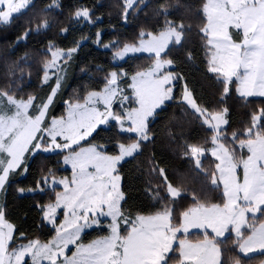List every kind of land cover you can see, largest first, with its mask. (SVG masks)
I'll list each match as a JSON object with an SVG mask.
<instances>
[{
  "label": "snow or ice",
  "instance_id": "obj_1",
  "mask_svg": "<svg viewBox=\"0 0 264 264\" xmlns=\"http://www.w3.org/2000/svg\"><path fill=\"white\" fill-rule=\"evenodd\" d=\"M30 2L0 0V24L11 23L14 14L21 13ZM124 2L123 15L127 19L128 10H136L133 8L136 0ZM53 5L59 7L57 0H53ZM160 8L163 25L158 32L142 33L139 44L104 45L115 48L114 59L123 60L129 53L141 52L152 56L149 68L131 76L130 87L137 107L126 108L123 113L113 110L114 103L123 108L130 97L120 87L121 74L111 71L105 77L102 90L88 92L82 102H69L66 116L45 122L61 87L59 73L65 71L63 64L78 51V46L65 50L49 45L51 58L44 63L43 82L48 83L53 75L56 78L46 98L37 99L32 95L18 98L14 91L0 89V192L5 190L11 174L27 173V157L37 152L67 150L63 163L72 168L70 179L57 180L50 170L37 185L41 192L45 191L41 184L54 192V201L41 206L43 219L55 231L51 240L34 239L17 246L15 225L6 218L0 205V264H26V258H29L28 264H173L174 260L175 264H222L220 242L210 239L206 230L210 228L216 238L223 237L229 225L235 231L241 253H264V108L253 113L243 139L233 133L231 142H238L239 148H246L248 153L247 158L238 157L237 150L228 147L229 141L225 139L224 126L229 123L227 107L215 112L202 107L185 85L183 100L212 132L211 148L187 145L185 156L197 175H202L215 188L222 186L226 202L207 204L190 189L182 193L169 181L165 169L157 168L155 171L161 176L167 193L166 196L155 193L153 198L160 202L158 210L129 220L121 209L124 194L120 190L118 165L139 152L143 142L150 138L149 117L173 99V81L178 77L169 70L174 64L169 58V48L180 45L190 27L170 20L166 5L161 4ZM202 13L205 19L199 31L207 47L208 71L220 79L222 99L229 94L234 81L239 96L264 97V0H206ZM74 16L92 22L87 8L77 9ZM41 27H48L47 20L36 28L37 33ZM31 31L26 29L22 38L26 39ZM101 104L102 109L98 107ZM109 120L116 121L121 131L135 133L136 141L119 144L118 154H108L103 145L92 141L88 146L81 144ZM209 152L217 161L211 172L202 163ZM238 169H242V175ZM55 185H62L63 190L56 191ZM18 191L33 189L19 188ZM189 194L192 206L182 211L179 223H174L171 205ZM248 213L252 214L251 221ZM257 213L261 214L260 220L256 219ZM58 215L63 216L62 222L58 223ZM102 217L111 218L106 225L110 234L87 244L78 243L86 228L105 226ZM122 224L127 225L123 232ZM243 226L250 228V234L242 233ZM192 228L205 230L202 241L193 243L187 238ZM70 245L76 247L68 255ZM177 252L178 256L170 255ZM232 264L240 262L235 260Z\"/></svg>",
  "mask_w": 264,
  "mask_h": 264
},
{
  "label": "trees",
  "instance_id": "obj_2",
  "mask_svg": "<svg viewBox=\"0 0 264 264\" xmlns=\"http://www.w3.org/2000/svg\"><path fill=\"white\" fill-rule=\"evenodd\" d=\"M57 2L58 10H54L53 0H35L28 10L8 25L0 27V89L14 91L18 98H27L29 95L37 99L46 98L54 87V82L44 84L42 81L44 63L51 58L48 53L50 44L65 50L78 46V51L64 64V79L49 107L46 123L53 117L65 115L66 102H82L88 92L102 90L105 77L111 71L123 72L121 84L126 89L132 75L151 66L152 56H133L116 64L115 48L106 50L102 46L136 44L142 33L158 32L163 25L160 5H166L170 20L183 22L190 27L182 43L169 48V58L174 61L172 71L178 77L173 99L149 122V140L143 142L139 152L118 166L124 194L122 211L128 219L133 220L137 215H149L158 210L160 202L153 197L156 192L161 196L166 194L164 190H159L164 188V184L155 171L157 168L165 169L169 181L180 188L182 193L190 189L202 202L223 204L222 187L215 188L202 175H197L193 164L185 156L187 145L195 144L209 149L212 146V132L182 101L183 89L187 85L197 103L213 112L227 107V136L248 128L253 113L264 108V99L240 97L235 91V82L230 93L222 99L223 86L217 75L208 71L207 47L199 31L205 19L202 8L206 0H141L135 11H128L127 19L123 15L124 0ZM79 8H87L95 24L84 28L75 26L74 12ZM44 20H47L48 27H41L37 33L36 28ZM26 29L32 31L24 39L22 36ZM62 29H67V32ZM97 33H101L99 46L96 42ZM239 137L242 139V136ZM136 139L130 133L121 132L116 123H111L106 128H99L90 141L103 145L108 154H118L119 144H129ZM63 157V153L39 152L27 157V173L17 171L10 175L2 192L1 204L6 218L15 225L14 240L17 246L34 239L46 242L54 236L55 231L43 219L41 211V206L54 201V192H41L37 185L50 170L55 173V177L71 175V171L64 168ZM202 163L205 170L211 172L217 162L207 156L202 159ZM40 186L43 187V184ZM19 188H31L33 191L20 193ZM192 203L189 194L182 195L172 204L174 213L179 212V219L182 211L191 207ZM107 234L106 229H93L84 233L80 242L87 244ZM231 243V237L223 243L227 248L223 251L222 264L224 261L230 264L228 259L232 255L243 264L263 262L264 255L250 258L240 256L234 249H230Z\"/></svg>",
  "mask_w": 264,
  "mask_h": 264
},
{
  "label": "rangeland",
  "instance_id": "obj_3",
  "mask_svg": "<svg viewBox=\"0 0 264 264\" xmlns=\"http://www.w3.org/2000/svg\"><path fill=\"white\" fill-rule=\"evenodd\" d=\"M34 1L35 0H31V2H30V4H29V6L26 8V9H24V10H22L21 11V13H23L24 11H26V10H28V8L30 7V6H32V5H34ZM141 0H136V4H134L133 5V8H135L137 5H138V3L140 2ZM53 8V7H52ZM54 10H58L57 9V7H54ZM128 11H130V10H128ZM21 13H17V14H14V17H13V19L14 18H17ZM75 18V23H74V25L75 26H78V27H81V28H84L85 26H87V25H89V26H91V25H93V23L95 24V22H87V21H85V20H83L82 18H76V17H74ZM8 25V24H7ZM1 26H4V25H2V24H0V27ZM100 40H101V33H99V37L97 38V40H96V42H97V45L99 46V45H101L100 44ZM136 44H139V42H137ZM171 46V45H170ZM102 49H106V50H108V49H110V47L109 48H105L104 47V45L102 46ZM48 53L50 54V56H51V53L48 51ZM142 55H147V56H150L148 53H129L123 60H119V59H114V62L116 63V64H120L121 62H123V61H125L126 59H128L129 57H133V56H142ZM61 63H63V62H61ZM63 67H64V64H63ZM172 69H173V67L171 68V69H169V70H171L172 71ZM43 71H44V69H43ZM118 73H120L121 74V76H120V79H119V84H120V87L121 88H123L124 89V92H125V94H127V95H129V97H130V99H129V101L124 105V107L122 108V107H120V105L118 104V103H114V105H113V110L115 111V112H120V113H123L124 112V110L126 109V108H130V107H137L138 105L135 103V101H134V96H133V89L130 87V85H131V83H130V85L125 89L124 88V86H122V84H121V80H122V78L124 77V74H123V72H118ZM64 72L63 73H59V75H61L62 76V81H61V84H62V82H63V79H64ZM214 74V73H213ZM44 75V74H43ZM216 75V74H215ZM55 76L53 75L52 76V78L48 81V83H44V84H50V83H52V82H54L55 81ZM42 81H43V76H42ZM176 81H177V79L176 80H174L173 81V93H172V95L174 94V88H175V84H176ZM235 82V81H234ZM234 82H233V84H234ZM231 89H232V87H231ZM127 91H130V93H127ZM183 91H184V89H183ZM58 92V91H57ZM230 93V92H229ZM237 93V92H236ZM237 95H239L238 93H237ZM241 97V96H240ZM245 98V97H244ZM246 99H264V97H247ZM172 100V99H171ZM171 100H168V101H166L165 102V104L161 107V108H163L168 102H170ZM182 101L186 104V102L183 100V93H182ZM68 103L69 102H66V113H65V115L64 116H66L67 115V109H68ZM73 103H75V102H73ZM189 106V105H188ZM98 107H100L101 109L103 108V105L101 104V105H98ZM190 107V106H189ZM161 108H158V109H156V111H155V113H154V115L161 109ZM191 108V107H190ZM193 110V109H192ZM194 111V110H193ZM228 114V113H227ZM154 115L152 116V117H149V119H148V124H149V122L154 118ZM198 116H199V114H197ZM200 117V116H199ZM201 118V120H202V117H200ZM227 118H228V116H227ZM111 123H116L117 124V127L119 128V130L121 131V129H120V125L116 122V121H113V120H109V122L107 123V124H105V125H100L98 128H97V130L99 129V128H106V127H108ZM125 126H127V122H126V124H125ZM226 127L227 126H224V128L226 129ZM247 129V128H246ZM245 129V130H246ZM96 130V131H97ZM245 130L244 131H242V132H236L235 134L237 135V136H242V139L244 138V136L242 135L244 132H245ZM121 132H123V131H121ZM123 133H128V132H123ZM95 134V132L92 134V136ZM131 135H133V136H135V137H137V135L135 134V133H130ZM91 136V137H92ZM232 136H233V133L231 134V135H226V137H225V139L227 140V141H231V138H232ZM91 137H89L87 140H84V141H82L81 142V144L82 145H84V146H88V143H89V141H90V139H91ZM138 138V137H137ZM131 143H133V142H131ZM130 144V143H129ZM227 146L228 147H230V148H232L233 146H235V148H236V150H237V155H238V157H243V158H247V155H248V153H247V149L245 148V149H240L239 148V144H238V142L237 143H228L227 144ZM74 147H77V146H74ZM212 147V146H211ZM210 147V148H211ZM66 151L67 150H65V152H61L60 150H56L55 152H51V153H45V154H55V153H63L64 155L66 154ZM37 153H39V152H37ZM36 153V154H37ZM41 153H43V152H41ZM135 155V154H134ZM212 157L213 158V160H215V157H213V156H211V154H210V152L209 153H206V155L204 156V157ZM203 157V158H204ZM129 158H131V157H126L125 158V160H127V159H129ZM202 158V159H203ZM124 160V161H125ZM63 161V160H62ZM123 161V162H124ZM216 161V160H215ZM123 162H121V163H123ZM217 162V161H216ZM64 164V163H63ZM119 166V165H118ZM64 168L65 169H68V170H70L71 171V175L69 176V177H66V176H64V177H66V178H71V176H72V168H71V166L70 165H66V164H64ZM119 172V171H118ZM238 173H240L241 175H242V169H238ZM120 175V174H119ZM64 177H55V179H57V180H59L60 178H64ZM8 183V182H7ZM7 185V184H6ZM6 187V186H5ZM43 187L45 188V191L47 190V191H52L48 186H46V185H43ZM55 187V189H60L61 191L63 190V186L62 185H55L54 186ZM222 187V186H221ZM120 190L122 191V187H121V180H120ZM159 190H164V188H161V189H159ZM44 192V191H43ZM164 194H166L167 195V193L164 191ZM1 196H2V192H0V205H2L1 204ZM180 199V198H179ZM179 199H177L175 202H177ZM124 200V199H123ZM123 200L121 201V209H122V203H123ZM226 202V198H224V203ZM212 204V203H211ZM218 204V203H217ZM221 204V203H220ZM221 205H223V204H221ZM172 207L174 208V206L172 205ZM60 212L62 213L63 212V209H61L60 210ZM173 217H174V219H173V222L174 223H179L180 222V219H181V216H180V219H179V212L178 213H173ZM247 217H248V219H249V221H251V218H252V214L251 213H248L247 214ZM261 217V214L260 213H257L256 214V219L257 220H259V218ZM102 219V221H103V224L105 225L104 227H92V228H86L83 232H82V234H81V237H82V235L84 234V233H86V232H88V231H91V230H93V229H97V228H103V229H106L107 231H108V234H110V230L107 228V224L110 222V217H102L101 218ZM57 220H58V223L59 222H62L63 221V216L62 215H58V217H57ZM129 220H132V219H129ZM134 220V219H133ZM46 221V220H45ZM46 223L48 224V222L46 221ZM52 229H53V227H52V225H50V224H48ZM122 226H124V227H122L121 228V231H122V229L123 228H125V227H127V225H125V224H122ZM54 230V229H53ZM207 231V233H208V236H209V238L211 239V238H215V239H217L219 242H220V245H221V252H222V263H223V251H224V249L225 248H227V247H225V246H223L224 244V241H226V239L228 238V237H231V239H232V243L230 244L231 246H229L230 247V249H234L240 256H242V257H246V258H250V257H253V256H257V255H264V253H261V252H255V253H249V254H247V255H244L243 253H241L240 251H239V248H238V245H237V243H236V241H237V237H236V234H235V231L233 230V227L231 226V225H229V230L225 233V235L223 236V237H218V238H216L215 237V234L212 232V230L209 228V229H207L206 230ZM241 231H242V233H244L245 235H247V234H250V228H248L247 226H243L242 228H241ZM123 232V231H122ZM231 232V233H230ZM230 233V234H229ZM107 234V235H108ZM204 234H205V230L204 229H196V228H192V229H189V232L187 233V238L189 239V240H191L193 243H196V242H198V241H202L203 240V238H204ZM55 235V234H54ZM178 235V238H183V236H182V234H177ZM54 237V236H53ZM52 237V238H53ZM81 239V238H80ZM78 243H80V241H78ZM75 245H70L69 246V249H68V252H67V254L68 255H71V253L72 252H74L75 251ZM170 255H173L174 257L175 256H178V252L177 253H174V254H170ZM28 259L29 258H26V262L28 261ZM60 259H63V258H60ZM229 263L230 264H232V262L233 261H235V260H238L239 262H240V264H243L236 256H231L229 259ZM44 264H47V262H44ZM173 264H175V260H174V262H173ZM260 264H264V260H263V262H261Z\"/></svg>",
  "mask_w": 264,
  "mask_h": 264
}]
</instances>
